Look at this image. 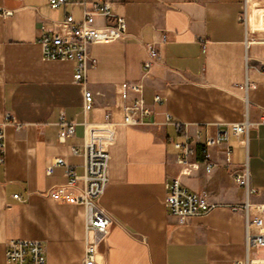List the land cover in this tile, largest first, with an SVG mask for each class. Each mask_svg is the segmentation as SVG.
Here are the masks:
<instances>
[{"label": "crops", "instance_id": "1", "mask_svg": "<svg viewBox=\"0 0 264 264\" xmlns=\"http://www.w3.org/2000/svg\"><path fill=\"white\" fill-rule=\"evenodd\" d=\"M84 1L0 0V122L10 112L21 123L6 129L0 161V264H8V242L39 239L46 264H84V207L69 197L64 167L48 166L64 157L83 172V158L72 154L84 142V122H104L112 110L116 122L110 145L109 184L99 203L112 217L100 243L97 264H238L247 258L246 192L233 172L248 169L264 204V0H109L126 18L123 38L98 40L89 47L96 60L85 83L94 107L84 111L82 84L75 63L47 60L38 35L72 15L82 20ZM8 11V14H4ZM97 26L112 18L95 17ZM155 43L160 58L144 69L146 45ZM248 58V62H247ZM145 73V74H144ZM123 82H142V97L152 109L137 125L122 123L118 90ZM155 95L161 100L156 101ZM76 123L75 135L60 140L61 118ZM250 122L248 143L232 124ZM174 122L182 124L180 130ZM200 142L226 131V143L209 148L215 168L208 173L197 146L187 165L177 160L176 141L184 134ZM226 147L230 148V162ZM174 179L192 191H206L214 207L180 222L168 212L167 183ZM52 190L60 194L54 198ZM20 194L21 199L14 197ZM264 264V248L251 254Z\"/></svg>", "mask_w": 264, "mask_h": 264}, {"label": "built area", "instance_id": "2", "mask_svg": "<svg viewBox=\"0 0 264 264\" xmlns=\"http://www.w3.org/2000/svg\"><path fill=\"white\" fill-rule=\"evenodd\" d=\"M66 0H49L52 8L58 7ZM251 0L244 1V10L241 19L246 21L247 7ZM8 14V11H4ZM97 15L104 18H112L113 23L97 26L95 17ZM126 34V18L115 12L109 0L84 1V13L82 20H75L72 15H67L63 20L57 21L51 28H43L38 35V41L42 47V55L47 60H70L75 63L74 80L83 86V108L84 111L92 110L94 107V93L86 86L85 79L87 70L95 66L96 60L90 56L89 47L98 40L123 38ZM147 59L144 62V69L152 67L160 58V52L155 43L146 45ZM248 62V58H247ZM257 69L264 74V61H261ZM145 74V73H144ZM142 82H123L120 84L118 96L120 102L115 104L122 117V123L126 125H137L144 122V117L152 113V109L145 103L142 97ZM155 100L160 101L161 96L155 95ZM260 122H264V112ZM180 130L182 124L174 122ZM15 125L21 128V123L16 120L13 114L7 112L0 122V161L6 149V129ZM84 125V142L81 146L73 145L71 151L73 155L83 158V172L79 174L75 167L69 164L64 157H56L48 166L51 172L55 166L64 167V174L68 178L67 185L79 187V193L69 197L73 203L84 207V221L86 230V243L84 264H97L96 255L101 242L105 240L110 225L111 215L104 210L99 200L104 194L109 181L110 170V145L114 139L116 122L113 120L112 110H108L104 115V122L98 124L99 132H93L95 124L87 122ZM250 122L245 120L232 124L234 133L243 136V143H248V131ZM76 123L66 121L63 117L59 122V138L65 140L75 135ZM200 131L195 136L184 134L181 141H176L175 147L178 150L177 160L180 164L187 165L196 154L199 145L205 163L206 172L210 173L216 166V162L211 159L209 148L226 143L228 134L226 131H218L215 134H207L203 142H200ZM227 161L230 162L231 150L226 147ZM234 180L244 187L246 201L243 204L245 211V245L247 258L238 264H253L251 254L264 248V204H255L251 196L257 193L250 182V174L246 167L233 172ZM166 202L168 212L175 216L180 222H184L189 217L210 211L214 204L209 199L206 191H192L174 179L167 183ZM48 194L54 198H59L60 194L50 190ZM14 197L21 199L20 194ZM6 260L8 264H46V248L39 239L17 238L8 242L6 248Z\"/></svg>", "mask_w": 264, "mask_h": 264}]
</instances>
